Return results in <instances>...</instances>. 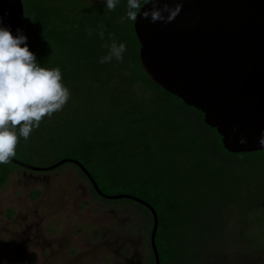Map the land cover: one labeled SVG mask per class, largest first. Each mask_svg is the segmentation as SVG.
Returning <instances> with one entry per match:
<instances>
[{
	"label": "trees",
	"instance_id": "16d2710c",
	"mask_svg": "<svg viewBox=\"0 0 264 264\" xmlns=\"http://www.w3.org/2000/svg\"><path fill=\"white\" fill-rule=\"evenodd\" d=\"M57 1L60 0H23V34L38 63L46 68L59 67L62 82L71 91L63 110L51 118L45 117L38 127L47 132L53 125L62 128L63 132L50 139L57 145L53 151L59 155L58 161H79L101 190L99 179L106 177L108 184L117 183L132 196L138 187L140 194L135 197L153 206L158 226L170 210L177 215L175 226L183 223L181 214L176 212L180 208L172 202L174 199L184 202L187 194L198 193L197 183L203 182L198 174L204 165L216 164L223 171L227 170L229 176L234 175L233 187L242 172L251 173L245 176L250 180L247 184H257L264 193V149L228 152L215 128L203 122L199 110L185 105L153 82L140 66V45L132 22L129 26L117 23L106 2L104 10L99 12L102 22L69 18L56 7ZM100 25L105 26L104 39L98 35ZM89 28L94 30L91 36L87 32ZM109 33L114 34L117 43H125L127 51L122 61L113 58L110 63L100 64V57L108 52L105 45L111 43ZM99 104L106 112L101 120L94 116L96 120L90 121L88 110H95ZM138 148H143L144 152H137ZM160 151L161 156L155 157ZM215 154H223L220 162H216ZM131 155L150 158L131 159ZM13 170L0 164V189ZM255 179L262 182L255 184ZM218 184L230 188L226 181ZM193 214L197 224L198 214ZM177 235L178 238L182 235L179 229ZM188 249L189 255L194 253V247Z\"/></svg>",
	"mask_w": 264,
	"mask_h": 264
},
{
	"label": "water",
	"instance_id": "95a60500",
	"mask_svg": "<svg viewBox=\"0 0 264 264\" xmlns=\"http://www.w3.org/2000/svg\"><path fill=\"white\" fill-rule=\"evenodd\" d=\"M164 2L174 7L176 0H160L157 6ZM150 7L144 5L141 11ZM0 15L13 35L17 28L23 32L22 0H0ZM133 30L142 70L165 91L199 110L203 122L220 135L225 150L264 149L258 142L264 136V0H182V10L172 22L152 23L138 14ZM68 160L77 163L100 191L79 161L61 159L50 168ZM113 197L140 200L129 194ZM149 208L150 240L159 264L158 217Z\"/></svg>",
	"mask_w": 264,
	"mask_h": 264
},
{
	"label": "rangeland",
	"instance_id": "374dc122",
	"mask_svg": "<svg viewBox=\"0 0 264 264\" xmlns=\"http://www.w3.org/2000/svg\"><path fill=\"white\" fill-rule=\"evenodd\" d=\"M123 1H125V3L121 1L120 4L117 5L115 11H110L117 23H120L119 18L126 13L127 0ZM105 2L106 0H60L57 1L56 7L63 15L69 18H83V20L88 19L95 22H102V19H99L101 18L99 12L104 10ZM109 16L110 15H106L107 18ZM128 23L129 21H125L122 25L129 26ZM97 100L100 101V97H97ZM105 112L106 109H104L102 104H99L96 105L95 110L92 108L88 110L87 117L90 118V121H95L96 118L94 116H96L99 121L102 119ZM61 129L60 126L58 127L55 125L52 126L50 132L42 129L40 131L36 128L30 134V138L27 142H25L22 137L18 138L19 142L15 157L32 166L55 164V161H58L57 159L59 155L55 154V151H53L57 148V145L54 146V144L50 142V139L58 136L59 132H63ZM39 131L41 132L40 134ZM161 144L163 146V143ZM45 148L46 150L44 151ZM35 149L37 152L36 154H34ZM136 151L141 153L144 152L143 148H138ZM165 152H167V150ZM222 155L223 154H215L214 158L216 162H220ZM158 156H161V151L155 155V157ZM152 157H154V155H152ZM133 158H145V160H147L150 157H134L131 155V159ZM1 165H4V168H16L17 171H13L10 174L7 184L0 190V213L7 205L9 206L15 202H22L23 199L16 200V197L18 198V196H20V198H23L27 191L36 187L30 182L31 178H27V175L30 173L29 171H26V175H24L20 167L16 165ZM201 168L198 177L200 180L202 179L203 182L200 183L198 181L197 184L199 185L196 187L197 194H187V208H185L186 204L183 205V200L177 199L180 202L178 203L181 204V207L183 206L184 208L182 207L183 209L176 212H179V214L183 216L182 219H186V221L190 218L191 223L189 226H186V224L180 226L183 243H177L180 238H178L177 235L179 228L178 226H175V221L177 219L176 214L168 212L164 221L166 224L163 225L164 222H162L158 226L155 244L160 256H162L161 259L163 260L164 254L167 253L168 256L170 255L172 257L178 255L183 257L184 255H187L189 261L179 258L174 264H264V193L256 186V183L260 184L262 181L255 179L254 182L256 185L254 186L253 182V185L250 186L247 184L250 180H246L245 176H251V173L242 172L241 177L237 180V184L233 187L234 182L231 181V178L234 175L229 176L227 170L223 171L221 168H218L216 164L208 166L204 165ZM48 174V183L52 189H60L61 192L68 193L66 195L68 202L65 204L64 208L58 209L55 215V217H60L59 223L66 224L67 227H70L73 224L82 223L87 225V229H90L91 227L88 225L91 223L99 224L98 222H100L101 219H107L106 223L109 222V216L112 215V212L108 211V215H103L102 212L105 209L108 210L110 205H98L96 202L90 201L91 199L88 195L79 196L78 193L82 190L79 187L81 184H84V179L80 176L79 171L75 169L73 163H61L59 164V167L52 168ZM121 177H123V175H121ZM100 180L101 179H99V182L102 184L105 192L124 193L125 191H128L127 189L120 187L117 183L108 184L106 182L108 180L107 177L102 181ZM209 181H212L213 184L217 185H212ZM220 181H226L228 185H230V188L226 189L223 185L218 184ZM44 184H46V182L43 181L42 186ZM199 186H201V189H199ZM148 188H151V186L149 185ZM189 190L190 188L188 191ZM82 191L85 193L88 191V188L86 187ZM134 193L135 195L140 194L138 187ZM227 193H231L232 196ZM51 196L55 197L54 195ZM70 197H72V199H70ZM83 197H87L88 199ZM58 199L59 197H57L56 200L58 201ZM114 203H120L119 205L112 206H114L113 208L115 209L114 213H116L119 208L121 211H119L118 214H123L120 219L125 220V226L127 228L126 232H128L126 235H130V237L133 236V233L130 234L128 231L130 226H141L142 231L140 236L145 245L153 223L152 218L147 215V211H137L134 209L133 205L138 206V203L132 202L128 199H122L121 201L117 200ZM179 204L178 207L181 208ZM198 205L201 206L200 209ZM18 206L23 208V204H19ZM70 206L71 215L67 217L66 212ZM34 207V205L31 206V208ZM43 207V204L39 203L37 205V210H41ZM10 208L13 209V207ZM196 211H200L201 213L198 217L199 219H197V224L199 222L200 225L195 224L196 216L193 213H196ZM188 214L189 216L187 218ZM52 218H54V216L46 219L45 222H48ZM1 221H4V219L0 216V225L3 223ZM56 222V220H51L49 223L51 229L57 228ZM195 225H197V231L200 233H208L206 227L215 226L216 229L212 228V231H214L213 234L217 235V237L208 234L204 236L197 232L195 233L193 228L190 227ZM72 227L77 228L80 226ZM94 227H99L101 229L100 226ZM15 229V226H0V238L6 233H11L13 235V232L10 231ZM75 232H80V238L87 236L86 238H90L89 240H91L88 241L86 247H83L87 251L85 255H89L88 258H83L76 264H108L107 257L109 259H111V257H109L108 252L105 251L104 248H99L96 245V243H98V238H96L95 241L94 236L90 237L81 230H75ZM212 245L215 246V249L209 247ZM188 247H194V253L189 255ZM31 254L35 255L34 264H41V252L38 248H33ZM2 261L3 260H0V262ZM2 263L6 264L7 262L3 261ZM32 263L33 261L31 260L25 262V264ZM18 264H22V262L20 261Z\"/></svg>",
	"mask_w": 264,
	"mask_h": 264
},
{
	"label": "flooded vegetation",
	"instance_id": "af4514ba",
	"mask_svg": "<svg viewBox=\"0 0 264 264\" xmlns=\"http://www.w3.org/2000/svg\"><path fill=\"white\" fill-rule=\"evenodd\" d=\"M14 159H16L19 162H16L12 159L11 163H14L16 164V166L20 167L24 175H26V171L27 172L29 171L30 173L27 175L28 176L27 178H31L30 182L34 184L36 187L31 189L30 191H27L25 197L23 198H20V196H18V198L16 197V200L23 199L22 202H15L14 204H10L9 206L7 205L5 208H3V210L0 213V216L4 219V221H1L3 223L0 226L16 227L15 230L10 231L13 232V235L11 233H6L0 238V260H3L9 264H18L20 261L22 262V264H25V262L31 260L33 261L32 264H34L35 255L31 254V250L33 248H38V250L41 252L40 255L41 264H76L78 263V261H81L83 258H88L89 256V255H85L87 251L83 247H86L88 245V241L91 240H89L90 238H86L87 236L80 238L79 236L80 232H75V230H81L84 233H86V235L88 234L90 237L94 236L95 241L96 238H98V243H96V245L99 248H104L105 251L108 252L109 257H111V259L107 257L108 264H157L150 240L152 227L147 237L148 239H146L144 245V243L142 242V238L140 236L142 227L130 226L128 231L130 234L133 233V236L130 237V235H126L128 232H126L127 228L125 226V220L120 219L123 216V214L122 215L118 214L119 211H121L119 210V208L118 211L114 213L115 209L113 208L114 206H112V205L120 204V203H114L117 200L121 201L122 199L125 200L128 199L132 202L138 203V206L133 205L134 209H136L137 211L146 210L148 213L147 215L152 218V212L149 206L151 207L153 206L148 201L144 200L139 196L136 197L139 198L140 200H133L128 197H120V198L113 197L115 195H120V194H129L125 192L108 193L101 189H99L100 191H98L94 187L88 176L85 174L84 170L77 163L68 160L66 162L73 163L75 165V169L79 171L80 176L84 179V184H81L79 188L82 190H84L86 187L88 188V191H86L85 193L84 191L81 190V192L78 193L79 196L88 195L89 198L91 199L90 201H94L98 205L99 204H103L105 206L110 205V207H108V210L105 209L102 213L103 215H105L107 214L108 211H110L112 212V215L109 216L108 223H106L107 219L106 220L101 219L100 222H98L99 224L91 223L90 225H88L91 227L90 229H87V225L82 223H78V224L72 223L73 224L72 226H80L77 228L72 226L67 227L66 224L59 223L60 217L59 218L57 216L55 217L58 209L64 208L65 204L68 202V200L66 199V195L68 193L61 192L60 189L58 188H57L58 190L52 189L49 186L48 172L52 170L50 166L53 164L51 165L48 164L43 166L30 165L32 167H27L25 165H21V163L27 164L26 162H22L16 157H14ZM57 167H59V165L54 168ZM13 171H17V169L14 168ZM10 174L7 177V181ZM43 181L46 182V184L42 186ZM4 186L1 189H3ZM51 195H54L55 197H52ZM129 195H133V194H129ZM57 197H59L58 201L56 200ZM83 198H87V197H83ZM184 198L185 201L183 202V205L186 204V201L188 199L187 197ZM70 199H72V197H70ZM39 203L43 204L44 206L41 210L40 209L37 210V205ZM172 203L176 208H179L178 207L179 203L177 200L175 201L174 199ZM19 204H23V208L19 207L18 206ZM32 205H34L35 207L31 208ZM179 205L181 207V204ZM10 207H13V209ZM182 207L180 209L184 208ZM200 207L201 206H199V209ZM185 208H187V204ZM70 209L71 206L67 209L66 212L67 217L71 215ZM170 212L173 213L171 210ZM196 213L198 214V217L201 214L200 211H196ZM53 216L54 218L50 219L48 222H45L46 219ZM188 216L189 214L187 215V218ZM51 220L57 221L56 229L50 228L49 223L51 222ZM189 220L190 218H188L187 221L185 219L183 223L179 224L178 226L179 230H180V226L184 224H186V226H189L191 224L189 223L190 222ZM94 226H100L101 229L99 227H94ZM190 227L193 228L195 233L197 232L198 234L204 236L208 234L217 237V235L213 234L214 231H212V228L216 229L215 226H207L206 230L208 231V233L198 232L197 226H190ZM182 240L183 238L181 236L180 239L177 241V243L182 244L183 243ZM209 247H211V249H215V246L213 245ZM157 253L159 257V264H174V262L179 258L188 260L187 255H184L183 257L180 255L172 257L170 255L168 256L167 253L164 254L162 260L161 259L162 256H160L158 250ZM2 262H0V264H3Z\"/></svg>",
	"mask_w": 264,
	"mask_h": 264
},
{
	"label": "clouds",
	"instance_id": "9594fccd",
	"mask_svg": "<svg viewBox=\"0 0 264 264\" xmlns=\"http://www.w3.org/2000/svg\"><path fill=\"white\" fill-rule=\"evenodd\" d=\"M120 0H106L109 11H115ZM160 0H127L126 13L119 22H134L138 14L150 22H172L182 10V0H176L174 7L167 2L162 7ZM151 7L141 11L142 6ZM167 13V15H165ZM98 35L104 39V25L99 26ZM93 29H87L88 35ZM111 43L105 45L108 52L99 59L100 64L110 63L113 58L123 60L127 51L125 43H117L113 33H109ZM26 36L17 28L13 35L9 26L3 23L0 15V164H10L16 156L20 137L25 142L34 129L38 128L45 117L51 118L62 111L71 98V91L62 82L59 67L46 68L38 63L35 54L30 51ZM241 138L240 143H244ZM258 142L264 145V136Z\"/></svg>",
	"mask_w": 264,
	"mask_h": 264
}]
</instances>
